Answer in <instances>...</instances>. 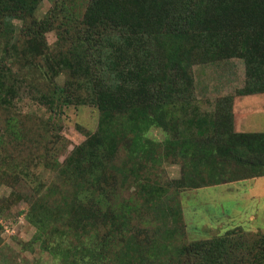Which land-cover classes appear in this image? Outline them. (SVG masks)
<instances>
[{"label": "rangeland", "instance_id": "obj_1", "mask_svg": "<svg viewBox=\"0 0 264 264\" xmlns=\"http://www.w3.org/2000/svg\"><path fill=\"white\" fill-rule=\"evenodd\" d=\"M87 3L40 0L34 17L54 21L38 49L28 45L33 35L22 32L17 20L16 30L0 36L10 88L0 99V264H86L92 229L103 257L98 264H176L182 243L221 237L236 226L264 234V181L246 180L249 173L238 172L224 153L250 148L229 136L227 122L218 126L224 110L242 96L243 63L194 66L189 99L175 95L157 126L145 124L139 110L102 112L83 80L65 72L52 76L49 69L69 56ZM65 83L63 97L58 88ZM105 128L121 137L113 165L105 164L117 175L110 186L92 182L88 172L99 170L87 149L97 139L106 145L96 138ZM72 160L82 178L61 173L74 167ZM82 190L95 196L91 205H78ZM99 198H109L102 210L112 209L113 219L103 212L95 219Z\"/></svg>", "mask_w": 264, "mask_h": 264}, {"label": "trees", "instance_id": "obj_2", "mask_svg": "<svg viewBox=\"0 0 264 264\" xmlns=\"http://www.w3.org/2000/svg\"><path fill=\"white\" fill-rule=\"evenodd\" d=\"M38 2L0 0V36L16 30L13 21L17 20L22 32L33 35L28 45L40 48L46 27L54 20L34 17ZM74 29L69 56L55 66L49 65V69L52 76L65 72L83 80L86 95L102 112L139 110L145 124L157 126L175 95L189 99L194 66L232 59L240 60L245 68V86L237 94L264 93V0H88ZM6 71V65L0 63V99L10 91L4 83ZM66 85L70 84L58 88L61 96L67 94ZM80 99L83 100L80 95L75 97L76 101ZM6 100L10 102V98ZM224 111L227 113L218 126L222 128L221 124L227 122L229 136L250 148L241 154L237 148L229 147L225 155H232L231 162L238 172L249 173L246 178L264 176V133H234L232 102ZM107 131L105 128L96 136L103 138L106 145L97 139L87 149V157L99 169L91 176L94 169L89 168L92 182L105 181L110 186L117 175L106 170L105 164L113 165L121 137ZM141 145L146 148L150 143ZM78 150L84 154V148ZM61 170L72 180L83 177L80 166ZM75 199L79 206H89L95 196L82 190ZM97 200L95 219L99 221L109 198ZM111 210L103 212V218L113 219L115 212ZM86 225L90 228L89 221ZM92 230L87 233L92 239L87 257L92 261H84L86 264L103 261L97 235H92L96 230ZM177 233L175 229L170 234ZM57 247L62 255L64 249ZM177 248L176 264H264V234L251 235L238 226L221 237L182 243Z\"/></svg>", "mask_w": 264, "mask_h": 264}, {"label": "crops", "instance_id": "obj_3", "mask_svg": "<svg viewBox=\"0 0 264 264\" xmlns=\"http://www.w3.org/2000/svg\"><path fill=\"white\" fill-rule=\"evenodd\" d=\"M233 126L238 133H264V93L240 96L233 102ZM262 177H253L254 183ZM241 180V179H240ZM257 232V231H253Z\"/></svg>", "mask_w": 264, "mask_h": 264}]
</instances>
